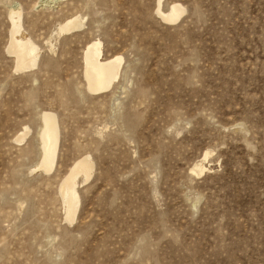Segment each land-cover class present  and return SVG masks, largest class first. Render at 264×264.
Here are the masks:
<instances>
[{
	"label": "rangeland",
	"instance_id": "1",
	"mask_svg": "<svg viewBox=\"0 0 264 264\" xmlns=\"http://www.w3.org/2000/svg\"><path fill=\"white\" fill-rule=\"evenodd\" d=\"M172 2L175 24L158 0H0V264H264V0ZM18 6L42 49L25 73L7 53ZM75 14L84 27L57 37ZM94 39L124 57L100 95L83 76ZM44 111L61 130L49 174L34 171ZM83 155L95 171L70 224L59 187Z\"/></svg>",
	"mask_w": 264,
	"mask_h": 264
},
{
	"label": "bare ground",
	"instance_id": "2",
	"mask_svg": "<svg viewBox=\"0 0 264 264\" xmlns=\"http://www.w3.org/2000/svg\"><path fill=\"white\" fill-rule=\"evenodd\" d=\"M162 6V0H158L156 13L163 21L169 24L177 23L187 12L186 7L179 2H172L167 10H164ZM10 23L11 30L7 53L14 58L15 71L25 73L35 69L38 66L42 49L31 37L25 34L23 28V12L20 6L12 7ZM83 27V17L75 14L66 18L58 25L55 35L59 37L66 33L78 31ZM54 47L55 45L50 40V50H53ZM83 61V76L86 90L91 95H100L112 89L119 79L120 68L124 62V57L122 55L105 57L102 41L100 39H94L87 44ZM40 120L41 129L39 141L41 157L34 171L40 170L49 174L53 171L58 157L61 130L58 116L53 111L42 112ZM30 132L31 129L25 127L15 141L17 143L24 142ZM209 153L205 155L203 161L207 159ZM206 170L207 168L203 162L196 164L193 169L197 174H201ZM94 171L95 163L91 155H83L73 163L60 183L59 197L64 205L65 220L70 224L75 222L81 205L79 187L81 184H86L92 179Z\"/></svg>",
	"mask_w": 264,
	"mask_h": 264
}]
</instances>
